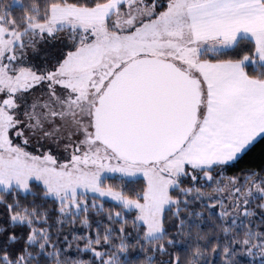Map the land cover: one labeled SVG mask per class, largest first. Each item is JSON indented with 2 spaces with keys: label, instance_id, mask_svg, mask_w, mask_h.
Here are the masks:
<instances>
[{
  "label": "snow or ice",
  "instance_id": "6c2138e0",
  "mask_svg": "<svg viewBox=\"0 0 264 264\" xmlns=\"http://www.w3.org/2000/svg\"><path fill=\"white\" fill-rule=\"evenodd\" d=\"M0 264H264V0H0Z\"/></svg>",
  "mask_w": 264,
  "mask_h": 264
},
{
  "label": "trees",
  "instance_id": "16d2710c",
  "mask_svg": "<svg viewBox=\"0 0 264 264\" xmlns=\"http://www.w3.org/2000/svg\"><path fill=\"white\" fill-rule=\"evenodd\" d=\"M5 2H8V0H5ZM259 152V146L257 147L256 151L253 153V155H256Z\"/></svg>",
  "mask_w": 264,
  "mask_h": 264
}]
</instances>
